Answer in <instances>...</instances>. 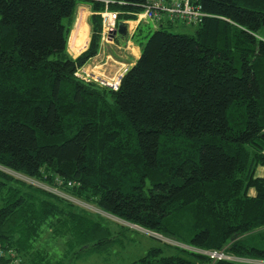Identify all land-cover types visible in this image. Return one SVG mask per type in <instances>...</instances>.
Segmentation results:
<instances>
[{
    "label": "trees",
    "instance_id": "1",
    "mask_svg": "<svg viewBox=\"0 0 264 264\" xmlns=\"http://www.w3.org/2000/svg\"><path fill=\"white\" fill-rule=\"evenodd\" d=\"M114 1L133 18L149 0ZM192 2L208 16L192 33L158 20L113 91L75 75L101 50L105 2L0 0V261L68 264L46 232L73 257L109 248L91 206L171 241L132 264H264V0Z\"/></svg>",
    "mask_w": 264,
    "mask_h": 264
},
{
    "label": "rangeland",
    "instance_id": "2",
    "mask_svg": "<svg viewBox=\"0 0 264 264\" xmlns=\"http://www.w3.org/2000/svg\"><path fill=\"white\" fill-rule=\"evenodd\" d=\"M145 21L154 24L149 19H145ZM169 29L176 32L175 28ZM141 30H138L135 34V40L139 44H144L154 32V29L149 28L148 25H143L141 26ZM193 31L194 29L187 33H192ZM107 77L112 78L109 75ZM89 209L95 213L99 212L101 214L100 220L105 226H109L116 236L115 243L110 244L108 246L109 248L98 251L86 249V251H83L77 257H73L70 250H65L66 246L62 240L56 239L47 232L41 239L39 247H44L48 251L50 258H53L54 261H69L68 264H132L133 261L144 257L149 248L160 245V241H170L156 233L154 234L144 228L142 229L135 224H129L121 219L119 220L98 208L89 206ZM174 243L178 244L176 242ZM261 263H264V261Z\"/></svg>",
    "mask_w": 264,
    "mask_h": 264
},
{
    "label": "crops",
    "instance_id": "3",
    "mask_svg": "<svg viewBox=\"0 0 264 264\" xmlns=\"http://www.w3.org/2000/svg\"><path fill=\"white\" fill-rule=\"evenodd\" d=\"M115 10V9H113ZM93 7L89 2H81L76 11V18L73 23V28L69 36V42L67 50L73 58H77L79 54L87 50L92 33V26L90 25V19L93 15ZM125 22L128 24L127 32L123 36H118L106 44L101 45L100 52L90 58V61L85 65L90 68L93 65H97L95 71L99 73L107 74L111 77L117 74H125L129 68L136 64L142 51L141 44L137 43L135 40V34L138 30H141V26L148 25L149 28L157 29L160 26V22L145 21L138 15L133 18L127 17L122 14L118 22ZM176 32H190L192 29L195 30V25L188 26L183 23L174 24ZM74 36V37H73ZM257 175L264 177V167H257ZM251 195H256L254 189L250 190Z\"/></svg>",
    "mask_w": 264,
    "mask_h": 264
},
{
    "label": "built area",
    "instance_id": "4",
    "mask_svg": "<svg viewBox=\"0 0 264 264\" xmlns=\"http://www.w3.org/2000/svg\"><path fill=\"white\" fill-rule=\"evenodd\" d=\"M105 2V10L100 12L102 16V29L100 32L101 45L108 42H112L116 37V34L113 33V30L118 27V21L120 19V13L116 10H109V6L112 3H117L114 0H102ZM119 5L124 4V2H118ZM142 19H149L151 21L157 22L161 18L165 17L168 20H173L175 22H181L188 26L197 25L202 22L204 17H207L208 14L200 9V6L194 5L192 0H149L143 6L141 13L137 14ZM101 48V47H100ZM96 64L87 68L85 65L78 67L75 71V75L87 82L94 81L99 83L101 86L108 87L110 89L118 90L121 85V79L125 75L117 74L112 78L107 77L104 73L96 72ZM200 251V250H199ZM204 252L210 256L212 260H225L234 259L232 256L228 255L224 251H200ZM2 251L0 250V256ZM9 261L10 263H3L0 261V264H24L23 260L17 259L15 253L11 250L9 252Z\"/></svg>",
    "mask_w": 264,
    "mask_h": 264
},
{
    "label": "water",
    "instance_id": "5",
    "mask_svg": "<svg viewBox=\"0 0 264 264\" xmlns=\"http://www.w3.org/2000/svg\"><path fill=\"white\" fill-rule=\"evenodd\" d=\"M128 28V24L125 22H118V27L113 30V33L118 35V36H123L126 34Z\"/></svg>",
    "mask_w": 264,
    "mask_h": 264
},
{
    "label": "bare ground",
    "instance_id": "6",
    "mask_svg": "<svg viewBox=\"0 0 264 264\" xmlns=\"http://www.w3.org/2000/svg\"><path fill=\"white\" fill-rule=\"evenodd\" d=\"M74 37V36H73Z\"/></svg>",
    "mask_w": 264,
    "mask_h": 264
}]
</instances>
